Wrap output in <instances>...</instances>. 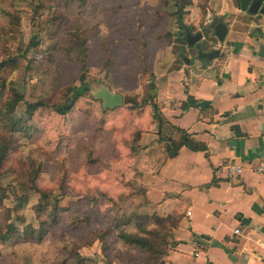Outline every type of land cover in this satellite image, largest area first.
Wrapping results in <instances>:
<instances>
[{
    "label": "rangeland",
    "instance_id": "rangeland-1",
    "mask_svg": "<svg viewBox=\"0 0 264 264\" xmlns=\"http://www.w3.org/2000/svg\"><path fill=\"white\" fill-rule=\"evenodd\" d=\"M147 1L91 0L81 10L83 25L91 34L84 80L91 91L95 92L102 84L112 92L122 94L123 103L115 109L103 111L100 101L93 99L88 92L65 116L47 109L34 113L31 145L18 153L14 152L8 165H17L16 158L21 159L29 152L34 154L32 158L43 160L37 184L42 189L53 191L67 211L44 241L0 246V264H62L66 257L73 259L74 252L93 264H123L118 257L112 256L118 250L124 253L126 248L120 242H109L110 254L104 256L102 242L98 239L99 232L114 225L116 219L129 214L145 216L156 213L148 205L144 187L136 181L138 172L133 162L130 163L131 167L126 165L129 151L125 146V141L132 138L133 130L140 122L148 125L151 109L149 106L143 107L142 117L138 119L139 109L134 108V103L127 98L134 96L138 101L143 97L145 85L153 72H156L155 82L162 87L168 73L164 72L166 68L176 64L182 68L189 64L207 66L215 59L210 62L197 59L195 48L186 44L180 46L173 37L169 45L167 41L157 40L160 32L173 30V21L161 9L156 15L155 9L159 6L156 2L151 4ZM38 4L43 5L38 11L41 18L34 14V7ZM7 8L19 10L21 15L20 23L8 35L7 42L0 41V44L6 45V55L16 61V69L7 72L6 76L11 86L24 94V100L19 102L15 113L23 118L25 102L35 101L38 86L37 74L27 69V59L44 57V52L48 51L54 40L49 35L46 15L55 9L63 11L60 12L63 17L55 26L61 32L72 28L75 18L80 17V10L75 6L65 7L60 0H14ZM195 10L193 8L188 15V20L194 25L192 33L202 32L199 24L205 15ZM2 24H5L3 19L0 26ZM34 36L39 41L36 48L29 45ZM222 46L214 38V43L203 49H221ZM25 50L28 52L26 58L23 57ZM183 57L188 58V64ZM56 65L58 81L52 86L54 82L50 74V80L46 77L44 85L59 99L67 86L79 85L83 71L78 63L62 59H58ZM164 97L161 93L155 94V98H159L155 101L161 112L165 104L160 99ZM156 125L154 121L142 134L150 129L157 130ZM166 135L162 134L164 137ZM90 158L94 161H89ZM13 180V172L7 170L3 183L14 186ZM9 199L6 205L12 206L13 200ZM37 200L38 194L30 192L28 202L19 210L27 222L36 223L32 206ZM85 212L90 216V223L76 227L69 224L70 214ZM108 241H113V237L110 236Z\"/></svg>",
    "mask_w": 264,
    "mask_h": 264
},
{
    "label": "crops",
    "instance_id": "crops-1",
    "mask_svg": "<svg viewBox=\"0 0 264 264\" xmlns=\"http://www.w3.org/2000/svg\"><path fill=\"white\" fill-rule=\"evenodd\" d=\"M209 5L206 24L223 20L228 44L212 64H189L156 83V95H165L162 134L174 125L207 149L182 146L164 157L150 129L141 133L133 167L150 209L181 215L176 244L157 264H264V175L254 169L264 155V19L229 0ZM226 162L242 173L226 178L219 170Z\"/></svg>",
    "mask_w": 264,
    "mask_h": 264
},
{
    "label": "trees",
    "instance_id": "trees-1",
    "mask_svg": "<svg viewBox=\"0 0 264 264\" xmlns=\"http://www.w3.org/2000/svg\"><path fill=\"white\" fill-rule=\"evenodd\" d=\"M14 0H0V20L3 19L5 24L0 26V41L7 42L8 35L13 33L15 27L21 21L19 10H9L7 5L11 6ZM32 1V0H31ZM66 7L75 6L79 8L80 17H76L72 28L58 32L55 29L56 24L63 17L61 10L55 9L46 15L49 20V35L52 40L51 45L44 52L42 58L27 59V69L37 74V90L35 91V101L25 102L23 110L24 117L15 115L19 102L24 100V94L20 93L16 88L11 86V82L7 78V72L16 69L15 58L7 56L6 45L0 44V246L10 243H40L44 241L50 232L60 223L61 215L67 211L60 205V199L53 191L42 189L38 186L37 180L41 173L43 160L37 159L29 152L27 156L18 159L17 165H8L11 163V156L14 152L22 150L25 146L31 145L33 140V120L34 113L37 110L47 109L60 116L67 115L73 108L78 99L85 93L95 99V92L91 91L88 83L84 80V72L89 59V41L90 32L83 25L82 9L90 3L91 0H60ZM147 1V0H142ZM151 4L156 2L159 6L155 9V14L163 11L173 21V30H164L156 36L157 40L167 41L169 45L172 37L180 46L186 44L184 34L186 31L194 30L193 23L188 20V15L193 8H198L204 13L200 20V28L203 38L202 47L214 43V38L210 35V24H205L206 13L210 11L209 0H154L147 1ZM44 3V2H43ZM43 5H35L34 14L38 12ZM166 11V12H165ZM204 20V21H203ZM48 26V25H47ZM200 32V31H199ZM32 47H38L39 41L34 36L29 44ZM3 48V50H1ZM193 48V47H192ZM27 50L23 53V57H27ZM62 59L70 63H78L83 71L80 76L79 85H69L66 87L62 97L57 99L51 89L45 87L46 77L50 80L52 75V86L58 81L59 70L56 61ZM182 66L176 64L171 68H166L164 72L179 70ZM58 74V75H55ZM156 72L151 73V79L147 82L145 93L138 101L134 96L127 100L134 103L133 107L139 109L138 117H142L143 107L149 106L151 109V118L147 124H140L133 130L132 138L125 141L128 149L126 165L131 167L138 149L137 142L140 140L141 133L148 130L150 124L156 122L158 135L157 141L163 147L164 157H174L179 149L185 146L193 151H206L207 147L204 143L192 138L184 129L170 125L167 135L162 136L164 125L167 123L161 112L160 106L155 101L156 82L154 80ZM55 75V76H54ZM51 86V88H52ZM126 100V102H127ZM193 105L182 103V109ZM121 106V105H120ZM119 107V106H118ZM102 108V105H101ZM117 108V107H116ZM115 109V108H113ZM104 111V109L102 108ZM112 110V109H107ZM141 119V118H138ZM34 155V154H33ZM89 161H94L92 158ZM7 170L14 174V186L3 183V178L7 174ZM30 192L38 194V200L33 204L35 211L36 223L26 221L24 214H19V210L28 202ZM13 200V205H6L7 198ZM9 199V200H10ZM181 220L179 214H169L160 216L156 213L152 215L140 216L137 214H129L122 218L116 219L114 225L108 229L100 231L98 239L102 242V250L104 256L110 254L109 242H120L126 250L124 253L118 250L112 257H118L123 264H157L159 257L165 255L174 245L176 241L173 237V230L176 229ZM90 223L88 213L69 215V224L79 226L81 224ZM113 237V241H108L109 237ZM196 241L200 243L198 237ZM1 254V248H0ZM73 259L66 257L62 260V264H93L92 261L84 258L78 252L72 253ZM107 257V256H106Z\"/></svg>",
    "mask_w": 264,
    "mask_h": 264
},
{
    "label": "water",
    "instance_id": "water-1",
    "mask_svg": "<svg viewBox=\"0 0 264 264\" xmlns=\"http://www.w3.org/2000/svg\"><path fill=\"white\" fill-rule=\"evenodd\" d=\"M232 4H237L240 11L247 13L250 16H258L264 19V0H229ZM211 28V36L214 37L219 43L228 44L226 35L228 32V26L221 19L215 21L209 19ZM184 39L187 46H194L196 50L197 59H206L210 62L216 59L221 52L220 48H211L205 51L202 47L203 35L201 32L192 33L186 31ZM186 63L189 60L185 59ZM99 89L95 91L96 98L101 100V105L104 110L113 109L120 106L123 103V95L117 92H112L108 86L99 85Z\"/></svg>",
    "mask_w": 264,
    "mask_h": 264
},
{
    "label": "built area",
    "instance_id": "built-area-1",
    "mask_svg": "<svg viewBox=\"0 0 264 264\" xmlns=\"http://www.w3.org/2000/svg\"><path fill=\"white\" fill-rule=\"evenodd\" d=\"M254 169L257 173L264 175V155L259 158ZM219 170L224 172L226 178L231 179L239 176L242 173L243 168L242 166L237 165L235 163L226 162L219 166ZM187 214H190V212L188 211ZM235 232L239 233V230L237 229L235 230ZM194 244L196 247H198L197 242H195Z\"/></svg>",
    "mask_w": 264,
    "mask_h": 264
},
{
    "label": "flooded vegetation",
    "instance_id": "flooded-vegetation-1",
    "mask_svg": "<svg viewBox=\"0 0 264 264\" xmlns=\"http://www.w3.org/2000/svg\"><path fill=\"white\" fill-rule=\"evenodd\" d=\"M201 42H203V41H201ZM187 45V44H186ZM188 47H193L194 48V46H188ZM196 51V50H195ZM184 58V60L187 58V57H183ZM188 59V58H187ZM203 61H206L207 62V60L206 59H202Z\"/></svg>",
    "mask_w": 264,
    "mask_h": 264
}]
</instances>
